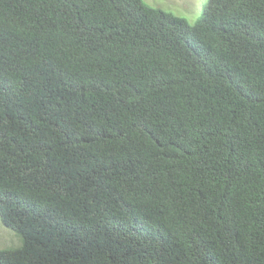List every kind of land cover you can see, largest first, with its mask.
<instances>
[{
  "label": "trees",
  "instance_id": "trees-1",
  "mask_svg": "<svg viewBox=\"0 0 264 264\" xmlns=\"http://www.w3.org/2000/svg\"><path fill=\"white\" fill-rule=\"evenodd\" d=\"M0 264H264V0H0Z\"/></svg>",
  "mask_w": 264,
  "mask_h": 264
},
{
  "label": "rangeland",
  "instance_id": "rangeland-1",
  "mask_svg": "<svg viewBox=\"0 0 264 264\" xmlns=\"http://www.w3.org/2000/svg\"><path fill=\"white\" fill-rule=\"evenodd\" d=\"M146 4L169 11L194 23L205 0H143ZM20 245L14 231L4 226L0 221V250L10 249Z\"/></svg>",
  "mask_w": 264,
  "mask_h": 264
}]
</instances>
